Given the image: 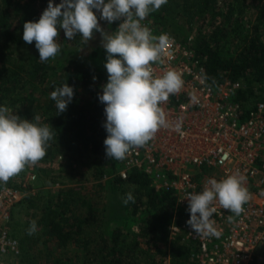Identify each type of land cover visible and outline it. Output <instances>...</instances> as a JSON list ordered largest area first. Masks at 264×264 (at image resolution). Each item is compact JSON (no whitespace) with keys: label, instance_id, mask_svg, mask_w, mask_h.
Segmentation results:
<instances>
[{"label":"trees","instance_id":"trees-1","mask_svg":"<svg viewBox=\"0 0 264 264\" xmlns=\"http://www.w3.org/2000/svg\"><path fill=\"white\" fill-rule=\"evenodd\" d=\"M2 1V34L9 43L21 45L23 25L41 17L38 0ZM249 10L256 15L253 25ZM183 12L189 23L194 17L203 19L204 30L195 37L173 36L190 45L203 61L209 82L240 81L243 87L238 100L252 98L264 80V0H168L148 17L168 30ZM104 30L110 32L112 27ZM106 57V50L97 46L87 61L69 57L41 63L39 55H33L21 62L9 47L0 46V106L29 121L38 114L41 125L52 126L55 133L41 160L50 161L62 151L64 158L85 162L92 156L106 155L105 105L98 99L102 91L95 86L97 81L108 82ZM64 83L73 87L74 98L67 110L59 113L50 93ZM107 161L106 167L97 163L98 177L106 178L108 189L123 200L128 192L135 198V203L124 207V216H109L108 209L85 201L82 205L88 207L82 211L83 207H75L78 201L71 192L56 201L49 198L44 206L31 195L17 204L27 202L29 209L40 213L37 226L54 242L52 248L44 242L48 264H196L191 259L196 245L184 241V233L171 236L170 228L180 225L186 216L176 206L174 192L157 191L152 179L141 171H132L123 179L118 175L122 160ZM15 186L23 192L31 189L30 184ZM40 239L41 232L26 241L36 245Z\"/></svg>","mask_w":264,"mask_h":264},{"label":"built area","instance_id":"built-area-1","mask_svg":"<svg viewBox=\"0 0 264 264\" xmlns=\"http://www.w3.org/2000/svg\"><path fill=\"white\" fill-rule=\"evenodd\" d=\"M54 3L58 5L61 0ZM96 14L103 29L112 27L110 33L123 22L109 24L99 19V12ZM142 23L153 35L163 33L172 38L164 51V63L153 65L154 74L162 76L165 70H175L182 75L184 87L162 105L169 127L160 129L146 147L132 150L122 160L118 175L127 179L132 171H141L152 179L157 191L174 192L176 206L186 216L180 225L170 228L171 236L184 233V241L196 245L191 255L196 264H263L264 80L252 98L239 101L238 91L243 84L231 80L211 84L203 61L190 45L179 42L152 18L147 17ZM181 119L182 131L186 133L183 136L174 131ZM236 173L246 177L245 187L252 194L251 200L239 216L216 203L212 219L220 236H198L187 224L188 194L201 192L209 179L220 181ZM10 180L0 183V255L20 253L19 241L9 224L22 192L11 186ZM229 215L234 216L231 223L227 222Z\"/></svg>","mask_w":264,"mask_h":264},{"label":"clouds","instance_id":"clouds-1","mask_svg":"<svg viewBox=\"0 0 264 264\" xmlns=\"http://www.w3.org/2000/svg\"><path fill=\"white\" fill-rule=\"evenodd\" d=\"M168 0H61L58 5L49 0L48 7L38 22L23 25V40L27 44L35 41L39 60L46 63L55 59L61 50L57 42L62 29L67 40L78 34L88 42L99 32L102 47L107 53L104 64L108 82L102 86L99 101L105 105L104 114L107 138L104 141L109 159L123 160L134 149L144 148L154 139L158 131L168 128L167 114L162 107L171 95L178 94L184 87L182 75L175 70H165L162 76L154 74L153 65L164 63V51L172 43L167 34L153 35L151 29L142 23L151 13L158 11ZM95 10V11H94ZM99 19L109 24L120 23L115 32H106ZM96 79L95 77L93 78ZM59 113L67 110L73 101L74 89L67 83L56 87L50 93ZM191 99L195 101V96ZM41 117L22 119L13 114L11 108L0 106V183L37 164L46 155L55 133L52 126L41 125ZM180 135L182 119L174 127ZM246 177L232 174L217 181L209 179L199 193H189L187 224L200 237H219L216 221L212 219L218 203L224 210L239 216L244 211L252 194L245 187ZM135 203L132 192L126 193L125 205ZM233 215L227 217L231 223ZM37 230L32 221L28 234Z\"/></svg>","mask_w":264,"mask_h":264},{"label":"rangeland","instance_id":"rangeland-1","mask_svg":"<svg viewBox=\"0 0 264 264\" xmlns=\"http://www.w3.org/2000/svg\"><path fill=\"white\" fill-rule=\"evenodd\" d=\"M3 3L0 0V11L5 6ZM37 5L40 15H42L48 4L44 3L43 0H38ZM248 18L252 20L251 25H253L256 15L253 14L252 10L248 11ZM192 20L193 22L189 23L187 13L183 12L166 29H168L171 35L176 37L182 38L187 34L195 37L199 30H204L203 19L194 17ZM207 22L209 23L208 19ZM101 41L102 36L99 32H95L93 38L88 42L83 41L80 34L75 39L69 41L64 31L60 29L57 42L61 45V50L60 54L55 59H52V61L67 59L69 57L79 61H87L90 52L94 48L97 46L102 47ZM0 46L9 47L14 52L15 57L21 62H24L30 56L39 55L35 47V41L32 44H27L23 40L21 45H13L5 39L1 29ZM240 83L242 84V82ZM106 84L105 80H101L97 81L95 86L102 91V86ZM63 152H58L56 157L50 161L40 160L34 166L26 167L25 170L11 178V186L16 187L15 185L18 184L27 187L28 184L31 185V189H28L26 192L21 191L19 202L26 195H31L36 199V203L44 206L49 198H53L56 201L58 196L63 197L71 192L78 201L75 207H83L82 211L84 207H88L87 205H82V201H85L94 207L108 209L109 216L112 213V215L124 216L127 210L124 208L126 205L123 198L115 191L109 190L108 182L105 181L106 178L98 177V173L95 170L97 169V163L103 167L107 166L106 155L92 156L85 162L84 160H69L64 158ZM32 176L36 178L32 179ZM17 204L13 206L9 228L12 235L19 241L20 253L15 255H0V264H48L47 250L44 242H47V246L51 248L54 246V242L50 236L48 237V235L44 234L45 232H42V228L39 226H37L39 228L33 235L28 234L32 221H36V225H38L40 213L29 209L27 202H22L18 206ZM40 232L41 239L36 245L26 241ZM252 264L261 263L254 261Z\"/></svg>","mask_w":264,"mask_h":264}]
</instances>
